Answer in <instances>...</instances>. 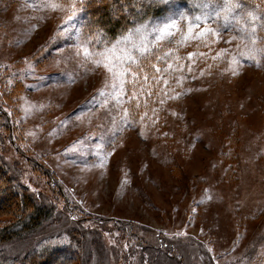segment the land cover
<instances>
[{"label":"rangeland","instance_id":"374dc122","mask_svg":"<svg viewBox=\"0 0 264 264\" xmlns=\"http://www.w3.org/2000/svg\"><path fill=\"white\" fill-rule=\"evenodd\" d=\"M156 1L167 11L129 30L175 9L185 18L170 36L149 35L141 56L138 37L122 39L129 30L95 44L83 0H0V108L10 118H0V159L53 211L33 237L0 245L7 260L65 241L79 246L57 251L67 264H155L166 244L182 264H264V28L252 36L245 24L264 15V0H244L227 28L225 0L208 2L220 18L199 26L191 20L205 3L195 14ZM205 27L219 31L197 38ZM58 185L91 221L65 213Z\"/></svg>","mask_w":264,"mask_h":264},{"label":"trees","instance_id":"16d2710c","mask_svg":"<svg viewBox=\"0 0 264 264\" xmlns=\"http://www.w3.org/2000/svg\"><path fill=\"white\" fill-rule=\"evenodd\" d=\"M210 1L218 2V5L222 3V0H208V2ZM240 1L243 3L244 0ZM178 2L184 4L190 12L195 13L202 8L200 3L204 4L205 0H178ZM81 4L82 11L89 22L87 25H89L94 37V43L99 47L110 45L134 25L150 17L162 15L167 11V8L161 2L156 0H83ZM99 7L102 8V13H99ZM153 52L151 51L144 56L150 66H152L153 62L156 64L155 61L157 60ZM141 62L145 64L144 60ZM0 118L7 122L10 120L8 114L1 108ZM7 130L11 133L13 132L12 127H8ZM57 189L60 196L65 198V213L73 218L76 217L74 220L77 224L92 220L93 217L84 215V213L80 212L77 205L67 201V195H65L61 186L58 185ZM5 217L9 218V222L6 224L0 223V245L33 237L43 225L52 220L53 211L51 207L39 203V200L26 187L20 185L12 177L10 168L0 159V219ZM94 219L97 220V218ZM98 221L104 220L100 219ZM124 232H127L130 241L137 240L138 246L143 248L142 250L145 249L146 244L143 242L139 243V240L142 239L138 238L137 233L130 230L127 225L124 226ZM60 243H57L59 247L51 248L50 245H46L40 249L37 248L26 256L21 261V264H67L70 262L71 256L69 254L58 255L57 251H62L64 248L67 251L70 249L79 251V246L76 243L74 246L65 241ZM165 247L168 250L167 256L166 254L162 257H159V255L154 256L155 264H158L160 259L162 260L161 264H168V262L178 264L177 260L179 264H182L183 256L180 252L173 253V251L177 250L172 245L170 247V245L167 246L166 244ZM0 264L18 263L13 260H7L0 251Z\"/></svg>","mask_w":264,"mask_h":264},{"label":"snow or ice","instance_id":"6c2138e0","mask_svg":"<svg viewBox=\"0 0 264 264\" xmlns=\"http://www.w3.org/2000/svg\"><path fill=\"white\" fill-rule=\"evenodd\" d=\"M200 7V6H198ZM205 8V13L203 15H197L191 20L192 26H199L200 23H209L213 20H219L220 18V11L212 8L211 4L208 3V0H205V4L203 5ZM243 8L244 5L242 2L238 3H229L227 0L222 5L221 10L224 13V24L223 27L227 28L230 26L231 22H234L240 18L243 17ZM237 10H239V15H237ZM185 13L179 9L173 10L172 14L168 17H166L163 21L152 23L149 21L145 24L137 25L134 29L129 30V35L124 36L122 39L124 41L130 40L133 36L138 37L140 41V45L138 46L136 43L132 44V48L137 49L140 52V55L143 56L146 52L149 51L147 46L145 45V42L148 40L149 35L155 36L156 39H161L165 36L172 35V30L175 29L176 23L178 19H184ZM259 21H264V15L259 16V18L254 13H248V19L245 20V24H252L253 28L251 30L250 35L255 36L256 34V27L264 28V23H259ZM99 31V30H98ZM189 31H191V27L189 28ZM218 29H211L205 27L201 32L196 34L197 38H205V37H211L213 35H216L218 33ZM238 31L246 32L247 29L240 28ZM247 38V37H246ZM122 41H118L117 43H120ZM115 47V45H114ZM87 51V50H86ZM106 51H111L110 49H106ZM99 55H103V53H98ZM127 62L129 64L136 62V57L132 54V52L125 53ZM192 55L191 53L189 54ZM243 55V53H242ZM260 55L262 58H264V49L260 50ZM248 60H252L251 55L249 54L246 57ZM159 59V58H158ZM99 63V62H98ZM237 63H239V60H237ZM259 66V65H257ZM111 70V69H110ZM159 71V69H157ZM234 75L237 73H233ZM133 77H135V73H131ZM113 87H118L117 85H114ZM121 87V91H122Z\"/></svg>","mask_w":264,"mask_h":264}]
</instances>
